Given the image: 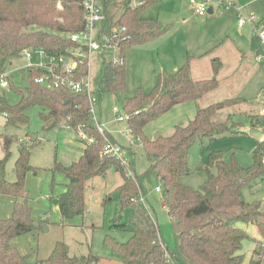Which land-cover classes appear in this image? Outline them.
<instances>
[{
    "label": "trees",
    "instance_id": "trees-1",
    "mask_svg": "<svg viewBox=\"0 0 264 264\" xmlns=\"http://www.w3.org/2000/svg\"><path fill=\"white\" fill-rule=\"evenodd\" d=\"M56 2L0 0V69H5L8 61L18 57L24 48L43 49L47 55L60 56L70 54V50L77 46L69 35L84 28L82 0H60L61 9H57ZM153 2L155 0H146L134 6L130 0L99 1L103 14L99 35L108 37L110 44L121 53L119 60L103 62L104 75L99 86L102 93L114 95L125 90V50L128 47L145 43L166 32L157 19L141 16V11ZM112 8L115 11L111 12ZM113 28H116L115 32ZM211 61L212 77L193 80L188 57L171 74H159L149 92L139 90L136 95L125 98L123 105V112L132 113L127 123L161 182L159 191L174 233V248H168L160 239L156 223L143 204L137 177L126 174L121 160L100 156L105 137L116 140L107 131L101 134L89 121L90 104L85 91L47 87L35 81L44 69L21 67L19 71L27 73L26 78L23 75L27 81L24 87H16L12 74L8 76V87L19 94V101L9 105L4 94L0 93V112L8 113L6 121L9 124L26 123L27 110L39 105L47 109L42 117L49 127L68 126L74 133L78 126L85 124L87 134L95 138L94 142L85 145L76 161L68 165L53 163L52 170L62 171L67 179L65 190L55 198L62 220L84 212L83 196L88 179L104 175L110 167L122 174L123 183L117 188L120 214L128 213L129 224L119 222V216L112 225L127 229L130 236L123 242L106 236L104 243L124 264H261L264 261V251L258 244L253 252L257 258L245 262L243 243L252 238L236 226L237 222L255 223L264 238V220L259 219L264 211L259 209V202H246L242 195L243 188L250 187L264 174V144L256 142L252 163L248 166L240 165L233 154L228 160H223L220 152H211L206 164L199 167L205 170L207 180L198 189L180 181L181 176L189 171L188 149L197 137L213 139L226 130L230 131L236 126L232 112L225 113L221 119H214V116L244 99L233 96L200 105L194 116L183 125H175L167 135L150 139L143 130L148 123L176 105L199 101L219 87L217 75L222 64L218 58ZM88 68L87 63L79 65L76 77L85 75ZM134 111L138 113L133 114ZM249 116L251 129L264 130V113ZM12 141V136L4 138L0 158V194L14 199L11 216L0 218V264H25L28 255L20 253L11 241L36 229L25 187L27 172H35L36 168L30 164L31 144L23 141L18 146L14 162L15 180H6V161ZM98 260L99 257L92 254L71 256L67 245L58 241L49 256L35 264H97Z\"/></svg>",
    "mask_w": 264,
    "mask_h": 264
},
{
    "label": "rangeland",
    "instance_id": "rangeland-1",
    "mask_svg": "<svg viewBox=\"0 0 264 264\" xmlns=\"http://www.w3.org/2000/svg\"><path fill=\"white\" fill-rule=\"evenodd\" d=\"M231 2H233L231 6H215L212 14L207 16L194 14L188 0H157L147 5L141 11V16L157 19L166 28V32L125 50L124 91L111 95L99 90L104 75L103 62L119 60L121 57L119 49L114 45H104L103 55L96 52L89 61L86 79L92 91L91 96L96 100L95 110L101 109L100 120L103 129L110 131L109 133L120 145L125 172L129 171L137 177L143 204L156 223L160 239L168 248H174L175 238L162 204L161 192L156 190L161 188V182L128 123L116 121L112 108L115 106L122 113L125 98L136 95L139 90L149 92L155 86L159 74L168 75L174 72L169 70V65L174 60L182 58L181 65L186 61V54L184 58L182 54L190 43H199L204 37H212L218 46L220 45L218 50L222 54L223 67L221 66V76L217 78L223 83L218 93L205 95L215 96L207 103L219 101L223 94L238 95L244 101L227 107L214 116V119H221L224 117L223 114L232 112L236 126L230 128V131L226 130L213 139L205 136L197 137L188 149L189 171L181 176L180 181L191 188H200L207 180V174L199 167L206 164L209 154L213 151L220 152L223 160H228L233 154L240 165H250L252 150L259 132L251 129L249 115L259 113L262 102L261 87L264 86V42L258 35V32L264 31V0H231ZM110 10L115 11L114 8ZM249 17L254 18L253 24L245 21L244 25L238 28L237 23L240 18ZM185 19H188L186 25ZM99 32L100 24L95 29L96 36ZM104 38L100 36L101 43H104ZM214 41L211 42L214 44ZM257 52L262 59H257ZM205 56L204 60H209V57H213V53L210 51ZM25 62L24 56L20 54L10 59L5 67L11 72L16 87H24L27 83L23 78V75L27 77V73L23 74L19 71ZM203 68L204 66L201 70ZM206 75L212 77L213 71L208 70ZM242 75H246V78L241 79ZM0 93L4 94L9 105H15L20 99L19 94L10 87H0ZM46 113L45 107L37 105L27 110L26 123L9 124L0 112V157L4 138L6 136L13 138L6 161V180H15L14 162L18 155V146L22 141L31 144L29 145L30 164L36 168L35 172H27L25 177V187L30 197L29 205L32 208L31 217L36 229L14 237L12 243L20 253L28 255L25 264H35L36 261L46 259L58 241L67 245L71 256L92 254L99 257L97 264H124L104 243L106 236L117 242H123L130 236L127 229L112 225V221L119 216V222L125 221L129 224L128 213L120 214L117 188L123 183L122 174L110 167L104 175L88 179L83 196L84 212L62 220L53 200L65 190L67 179L62 171H53L52 166L54 162L66 165L70 159L64 145V131L67 129L63 125L49 127L42 117ZM171 116V113H167L148 123L143 129L145 135L151 139L171 133L173 124L168 128L169 121L174 119ZM186 122H179L176 119L175 125H183ZM32 141L37 143L33 144ZM263 184L264 174L250 187L242 189L245 201L259 202L261 211H264V190L261 188ZM12 202L10 195L0 194V218L11 216ZM259 219L264 220V214ZM250 241L252 240H247ZM242 250L246 257L244 246ZM252 258H257V255L253 253ZM261 264H264L263 260Z\"/></svg>",
    "mask_w": 264,
    "mask_h": 264
},
{
    "label": "built area",
    "instance_id": "built-area-1",
    "mask_svg": "<svg viewBox=\"0 0 264 264\" xmlns=\"http://www.w3.org/2000/svg\"><path fill=\"white\" fill-rule=\"evenodd\" d=\"M100 0H82L83 5V22L84 28L78 32L71 33L70 39L74 41L77 46L70 50V54L67 55H47L43 49L35 48H24L21 54L25 58V64L22 67H36L44 69V72L35 78V81L41 83L47 87H58L62 89H69L71 91L79 92L85 91L89 99V121L92 122L98 129V131L103 134L106 130L103 129L102 123L100 121L99 111L95 110L96 100L91 96V88L87 81L88 71L85 75L76 77V69L79 65L87 63L94 56L96 52L103 54V46L111 45L110 39L108 37L104 38V43L100 42V35L96 36L95 29L98 24H100L103 19V14L100 11ZM146 0H130L131 5H139L144 3ZM157 1V0H155ZM193 12L199 16H203L208 13V9L214 6H231L233 2L231 0H188ZM57 9H61L62 5L60 0L56 2ZM245 21L249 23L254 22L253 17L240 18L237 25L241 27L244 25ZM116 28H113V32ZM256 31V29H255ZM259 37L264 42V31L258 32ZM257 59H262L261 55H257ZM10 71L6 69H0V87H8L9 81L8 76ZM261 99L264 104V89L261 90ZM112 110L115 113L116 121L127 122L130 115L125 112L120 113L118 108L113 106ZM6 117L8 113L6 111L2 112ZM138 113L134 111L133 114ZM264 113V108L262 110ZM69 130V127H65ZM124 132V131H123ZM76 138L82 141L84 145L94 142L95 138L93 135L87 134L85 131V124L78 126L77 130L74 131ZM257 142L264 144V130H260L257 136ZM121 147L116 141H112L105 137V142L103 144L100 156H113L122 161L124 164L123 157L120 154ZM264 162V156H263ZM128 176L133 177V173L126 171ZM264 190V184L261 186ZM156 190H159L156 188ZM259 248L264 251V238L259 242Z\"/></svg>",
    "mask_w": 264,
    "mask_h": 264
},
{
    "label": "crops",
    "instance_id": "crops-1",
    "mask_svg": "<svg viewBox=\"0 0 264 264\" xmlns=\"http://www.w3.org/2000/svg\"><path fill=\"white\" fill-rule=\"evenodd\" d=\"M214 7L212 8V12H213ZM212 12L207 13L203 16H207L208 14H212ZM187 22H188V19H185V25L187 24ZM238 28H240V27H238ZM210 40L214 41V39L212 37L211 38L204 37L203 39L200 40L199 43H196V42L190 43L186 47V50H184V53L182 54L183 58H184V54H186L187 59H188V57H190L189 73H190V77L193 80L209 78V77H206L207 76L206 72L208 70L212 71V63H211L212 61L211 60L213 58H218L221 61V64H222L221 66L223 67L222 54L218 50L220 48V45L218 46V43H216L215 41H214L215 43L213 44ZM210 51L213 53V57H209V60H207V59L204 60L203 57H206L205 56L206 53H208ZM256 54L258 55L259 53L257 52ZM205 61H207V62H205ZM181 62H182V58H178V59H176V61L174 60L173 63H171L169 65V70L175 71L176 69H178L180 67ZM203 66H204V68L201 70V68ZM220 76H221V68L218 72L217 77H220ZM245 78H246V75L241 76V79H245ZM222 83H223V81H221V83L219 82V87L210 93H218L220 88H221ZM223 87H225V85H223ZM262 87H261V90H262ZM207 95H215V94H209L208 93ZM234 96H238V95H234ZM227 97H233V95L223 94L222 98L221 97L220 98L223 99V98H227ZM238 97H240V96H238ZM213 98H215V96L214 97L204 96L202 98V100H199V101H190V102H185V103H181V104L176 105L170 111L167 112V113H171V115H172L171 117H174V119L169 121L168 128L171 127L172 124H173V126L176 124L175 123L176 119H178L179 122L188 121L192 116H194L198 106H200V105L205 106V104H208L207 102H211V99H213ZM221 99H219V100H221ZM260 108L261 109H260L259 113H262V110L264 108V104L262 102H261ZM167 113H165L164 115H167ZM164 115H162L161 117H163ZM224 115L225 114H223V116ZM100 118H102L101 111H100ZM173 126L171 127L172 129H173ZM255 131L259 132V130H255ZM107 132H110V131H107ZM64 145H65V148L67 150L66 153L70 156V159H69V161H67L66 165L70 164L73 161H76L81 156V154L83 153V149L85 147V145L76 138L75 133H73L72 131H67V130L64 131ZM1 147H2V143H1ZM2 155H3V149H2ZM47 199H50V198H47ZM12 200L14 202L13 197H12ZM54 200H56V199H54ZM54 200H53V204L56 205ZM236 226L243 229L252 238V241H250V242L245 241L243 243V246L246 249V257L244 255L245 253L243 252V250H242V253L245 257L244 258L245 262H248L250 260V258H252L253 251L256 249V244H258L260 242V240L262 239V236L259 234V230H258L257 225L255 223L237 222ZM11 243H12V241H11Z\"/></svg>",
    "mask_w": 264,
    "mask_h": 264
},
{
    "label": "water",
    "instance_id": "water-1",
    "mask_svg": "<svg viewBox=\"0 0 264 264\" xmlns=\"http://www.w3.org/2000/svg\"><path fill=\"white\" fill-rule=\"evenodd\" d=\"M212 12V8L210 7L209 9H208V13H211ZM54 202L56 203V200H54Z\"/></svg>",
    "mask_w": 264,
    "mask_h": 264
}]
</instances>
